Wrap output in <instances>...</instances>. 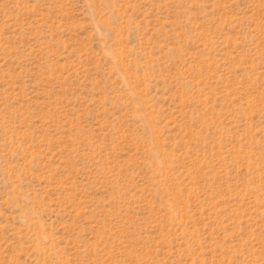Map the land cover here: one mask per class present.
Masks as SVG:
<instances>
[{
  "label": "rangeland",
  "instance_id": "rangeland-1",
  "mask_svg": "<svg viewBox=\"0 0 264 264\" xmlns=\"http://www.w3.org/2000/svg\"><path fill=\"white\" fill-rule=\"evenodd\" d=\"M0 264H264V0H0Z\"/></svg>",
  "mask_w": 264,
  "mask_h": 264
}]
</instances>
